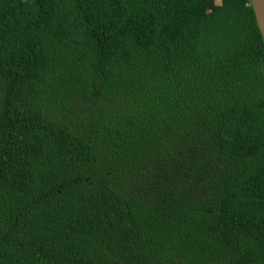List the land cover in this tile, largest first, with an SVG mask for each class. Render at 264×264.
Instances as JSON below:
<instances>
[{
  "label": "trees",
  "instance_id": "obj_1",
  "mask_svg": "<svg viewBox=\"0 0 264 264\" xmlns=\"http://www.w3.org/2000/svg\"><path fill=\"white\" fill-rule=\"evenodd\" d=\"M0 264H264L250 0H0Z\"/></svg>",
  "mask_w": 264,
  "mask_h": 264
},
{
  "label": "water",
  "instance_id": "obj_2",
  "mask_svg": "<svg viewBox=\"0 0 264 264\" xmlns=\"http://www.w3.org/2000/svg\"><path fill=\"white\" fill-rule=\"evenodd\" d=\"M254 10L258 29L264 42V0H250Z\"/></svg>",
  "mask_w": 264,
  "mask_h": 264
}]
</instances>
